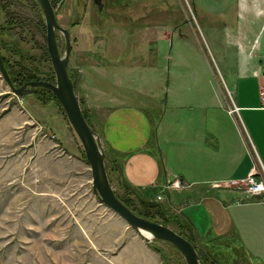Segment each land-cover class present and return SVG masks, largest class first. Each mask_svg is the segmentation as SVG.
<instances>
[{
    "label": "rangeland",
    "instance_id": "obj_1",
    "mask_svg": "<svg viewBox=\"0 0 264 264\" xmlns=\"http://www.w3.org/2000/svg\"><path fill=\"white\" fill-rule=\"evenodd\" d=\"M102 3L101 9L94 0H57L54 6L59 23L71 32L70 73L75 83L80 72L93 65L101 68L105 58L145 59L146 67L118 69L123 78L120 91L148 89L145 95L125 97L141 106L162 105L163 113L169 103L170 72L183 70L171 65V58H208L216 69L215 37L212 42L210 30H202L195 21L185 23L184 17L192 15L194 7L215 11L217 0H155L153 7L142 0ZM174 9L181 23L176 34L153 41L157 33L168 35ZM141 25L158 30L140 40ZM46 34L37 0H0V53L8 71L32 75V80L55 76ZM123 34L128 38H121ZM57 41L64 54L60 31ZM64 112L47 94H14L0 75V264H187L177 248L158 240L146 244L123 218L100 203L83 145ZM148 114L158 122L159 111ZM108 175L116 194L140 207L138 193L128 190L122 175L117 170ZM167 208L164 219L156 221L177 231L174 215L182 212ZM202 243L199 250L209 263L221 260L215 242Z\"/></svg>",
    "mask_w": 264,
    "mask_h": 264
},
{
    "label": "crops",
    "instance_id": "obj_2",
    "mask_svg": "<svg viewBox=\"0 0 264 264\" xmlns=\"http://www.w3.org/2000/svg\"><path fill=\"white\" fill-rule=\"evenodd\" d=\"M142 4L153 7L155 0ZM191 10L184 22L215 37L216 69L208 58H171L183 70L170 72L163 113L162 105L125 97L148 89L120 91L118 69L146 67L142 58H105L101 68L88 67L78 93L106 152L122 160L129 186L184 212L202 242L217 243L223 264H264V194L248 198L244 183L250 174L264 178V0H217L215 11ZM176 15L174 9L168 35L153 41L176 34ZM137 29L144 41L158 30ZM148 110L159 111L157 123Z\"/></svg>",
    "mask_w": 264,
    "mask_h": 264
},
{
    "label": "water",
    "instance_id": "obj_3",
    "mask_svg": "<svg viewBox=\"0 0 264 264\" xmlns=\"http://www.w3.org/2000/svg\"><path fill=\"white\" fill-rule=\"evenodd\" d=\"M37 1L46 21L47 48L56 80L55 82L32 80L18 87L14 84L4 57L0 53V75L8 88L18 96L32 95L39 88L51 90L62 105L72 128L83 145L87 162L92 171L93 192L100 203L123 218L148 245H152L156 240L167 242L179 250L187 264H203L199 253L190 240L159 221L140 216L116 194L106 168L107 152L99 133L90 125L84 114L78 93V81L75 83L69 73L73 69L70 66L71 32L59 23L51 0ZM94 2L102 5L101 0H94ZM58 31L62 32L65 38L64 54L60 53L57 41Z\"/></svg>",
    "mask_w": 264,
    "mask_h": 264
},
{
    "label": "trees",
    "instance_id": "obj_4",
    "mask_svg": "<svg viewBox=\"0 0 264 264\" xmlns=\"http://www.w3.org/2000/svg\"><path fill=\"white\" fill-rule=\"evenodd\" d=\"M51 2L53 4V6H55L57 0H51ZM9 73H10V76H11L14 84L18 87L23 85L26 81L34 79V77L32 75H24L21 72L9 71ZM70 76L74 80V76L72 75V73H70ZM77 76L78 75H76V78H77ZM35 79L42 80L40 78H35ZM45 80L55 82L56 76H52L50 79H45ZM42 93L47 94L49 96H52L58 102L60 107L63 109V107L60 104V102L58 101L56 95L51 90H48L45 88H39L32 95H42ZM80 101H81V105L83 106V101L81 99H80ZM83 110H84V114H85L88 122L91 125L90 117H89L87 110L85 108ZM63 111H64V109H63ZM106 168H107L108 172H109V170H117L119 172V174L122 175V160H120L118 157H113V156L107 155V157H106ZM125 185L128 188V190H134L136 193H138V195H139L138 197L140 198V207L136 208L133 206V204H131L129 202V200L124 199L121 196L120 197L118 196L125 204H127L129 207H131L140 216L146 217L150 220H157L158 217L164 219V216H163L164 213L169 212L167 206H165L164 204L157 202L155 200H149L146 198L145 199L141 198L142 196H141V194H140L141 192L139 190H135L134 188L129 186L126 182H125ZM175 222L179 226V229H177V232H179L181 235H183L185 238H187L188 240H190L194 244L197 252L200 255V258H201L203 264H211V263L212 264H223V262L221 260L219 261L216 258H214L215 261L213 259H211V261H210L211 263H209V261H208L209 257L206 254H202L200 252L198 246L202 247L204 244L202 243L201 239L199 238V234L196 231L193 222L184 212H182L179 215H174V223ZM211 241H216V239L211 240ZM208 242H210V240ZM216 244H215V246H216ZM207 254L210 255L209 252Z\"/></svg>",
    "mask_w": 264,
    "mask_h": 264
},
{
    "label": "built area",
    "instance_id": "obj_5",
    "mask_svg": "<svg viewBox=\"0 0 264 264\" xmlns=\"http://www.w3.org/2000/svg\"><path fill=\"white\" fill-rule=\"evenodd\" d=\"M248 198H254L255 196L264 194V178H259L255 174H250L246 180H244ZM237 182H232V185H236ZM175 186L179 187L180 182H175ZM161 197L159 196V199Z\"/></svg>",
    "mask_w": 264,
    "mask_h": 264
},
{
    "label": "flooded vegetation",
    "instance_id": "obj_6",
    "mask_svg": "<svg viewBox=\"0 0 264 264\" xmlns=\"http://www.w3.org/2000/svg\"><path fill=\"white\" fill-rule=\"evenodd\" d=\"M98 7H99L100 9L102 8V6H101V5H99ZM80 27H81V26H80ZM78 68H79V67H78ZM70 72H71V71H69V73H70Z\"/></svg>",
    "mask_w": 264,
    "mask_h": 264
},
{
    "label": "bare ground",
    "instance_id": "obj_7",
    "mask_svg": "<svg viewBox=\"0 0 264 264\" xmlns=\"http://www.w3.org/2000/svg\"><path fill=\"white\" fill-rule=\"evenodd\" d=\"M149 236V235H148Z\"/></svg>",
    "mask_w": 264,
    "mask_h": 264
}]
</instances>
